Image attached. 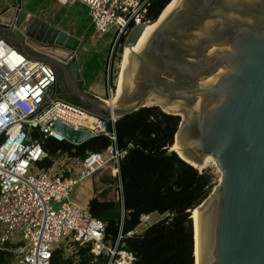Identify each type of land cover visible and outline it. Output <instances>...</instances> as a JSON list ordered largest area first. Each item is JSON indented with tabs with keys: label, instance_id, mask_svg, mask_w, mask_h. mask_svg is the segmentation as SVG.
Wrapping results in <instances>:
<instances>
[{
	"label": "water",
	"instance_id": "1",
	"mask_svg": "<svg viewBox=\"0 0 264 264\" xmlns=\"http://www.w3.org/2000/svg\"><path fill=\"white\" fill-rule=\"evenodd\" d=\"M158 18L127 34L110 101L81 88L75 59L88 50L85 37L29 14L20 0L1 12L0 38L54 70L51 98L26 118L55 98L106 120L145 108L179 117L175 147L195 166L213 158L221 173L196 209V264H264V0H172ZM53 130L73 146L93 139L58 122Z\"/></svg>",
	"mask_w": 264,
	"mask_h": 264
},
{
	"label": "built area",
	"instance_id": "2",
	"mask_svg": "<svg viewBox=\"0 0 264 264\" xmlns=\"http://www.w3.org/2000/svg\"><path fill=\"white\" fill-rule=\"evenodd\" d=\"M52 1L61 6H85L98 34L114 29L106 70L108 62L114 63L120 38H126L137 25L151 23L147 11L152 0ZM53 88L51 66L25 57L0 38V255L15 253L13 264H52L53 254L68 244L89 249L104 264H136V257L124 249V240L141 236L152 225L171 220L173 214L141 215L136 227L125 234L121 229L122 217L119 231L111 240L106 224L71 200L77 185L107 166L113 168L122 199L119 165L126 151L116 145L115 119L91 116L56 98L37 116L27 119V115L42 107L43 100L51 98ZM108 91L112 92V87ZM56 122L86 130L93 138H108L111 145L101 153H88L75 165L59 164L57 160L64 154L58 151L51 156L44 149L48 141L67 143L53 130ZM46 161L51 166L42 168ZM57 165L63 169H56ZM53 203L58 205L56 209ZM8 244L16 246L8 250Z\"/></svg>",
	"mask_w": 264,
	"mask_h": 264
},
{
	"label": "trees",
	"instance_id": "3",
	"mask_svg": "<svg viewBox=\"0 0 264 264\" xmlns=\"http://www.w3.org/2000/svg\"><path fill=\"white\" fill-rule=\"evenodd\" d=\"M170 1L152 0L147 11L151 24ZM124 40L121 37L119 44H123ZM64 100L81 107L74 98ZM179 122V117L165 115L157 108L141 109L118 119L114 125L116 145L126 151L119 165L122 204L99 201L97 198L88 203L90 215L106 224L111 240L119 231L121 209L124 211L123 234L136 227L141 215L173 214L171 220L152 225L141 236L124 240V249L136 257V264H194L190 216L207 198L210 185L204 172L199 173L174 153L168 152L173 146ZM110 145L108 138L99 136L80 146L48 141L44 149L51 156L59 151L83 160L88 153H101ZM50 166V161L41 165L42 168ZM5 254L9 253L0 255V264ZM59 260L56 251L52 264H58ZM78 264L88 263L83 261Z\"/></svg>",
	"mask_w": 264,
	"mask_h": 264
},
{
	"label": "rangeland",
	"instance_id": "4",
	"mask_svg": "<svg viewBox=\"0 0 264 264\" xmlns=\"http://www.w3.org/2000/svg\"><path fill=\"white\" fill-rule=\"evenodd\" d=\"M19 0H0L1 9H4L6 7V4H16V2ZM22 3H26V6L31 11H36L37 9H40L44 11L45 13H50L51 15L55 16L52 20L55 21V19L61 20L60 26L63 28H69L72 27V25L75 23L73 20H71L70 13H78L79 22L77 26L74 27V31H76V34L83 33L85 36L86 44L93 43V50H96V55L99 57L100 55H103L102 58H104L103 61V71L105 72V57L107 56L109 50H111V44L113 42L114 38V29L108 30L106 33L98 34L95 32V29L93 28V25L91 23V18L88 13V9L82 5V7L66 5L61 6L58 5L56 2L52 0H20ZM81 5V4H80ZM73 6V7H72ZM155 22V21H154ZM55 23V22H54ZM148 25V24H147ZM124 43V41H123ZM125 48L124 44H116L115 48V59L114 63L108 62V69L106 70V80L108 78V84L109 87H112V92H109V95H114L117 88V79L119 76L120 71V63L122 60V53L123 49ZM111 96V97H112ZM159 110V109H158ZM160 111V110H159ZM170 149V148H169ZM168 152H170L168 150ZM62 158H58L57 162L59 164L64 165H75L82 159L73 160V157L68 153H62ZM75 158V157H74ZM66 159H69L71 161H68ZM56 169L62 170V168H59V166H55ZM199 172V171H198ZM205 173L207 177H209V194L207 198L212 195L214 190L216 189L221 173L218 170V167L216 164H213L205 169L203 171H200L199 173ZM89 189L87 190L88 187ZM81 189H83L81 191ZM77 190H80L82 192L83 197H89L94 196L97 197L100 200L107 201V202H114L119 204L121 202L119 193H118V180L113 176V168L111 166H107L104 169H101L99 172L94 174L91 178L83 182L82 184L77 185L71 195L70 198L72 201L78 203H82L83 199L82 196H80L79 193H77ZM87 193V194H86ZM119 196V199H118ZM206 198V199H207ZM205 199V200H206ZM204 200V201H205ZM53 208L56 209L58 207L57 204H52ZM197 208V207H196ZM84 209V208H83ZM192 213V212H191ZM192 215V214H191ZM123 216V210H120V217ZM191 217V216H190ZM16 245L14 244H8L5 247L10 250L11 248H14ZM58 254L60 256V260L58 264H78L80 262L86 261L88 264H102L104 261L102 259H96L94 258L90 253L89 249L85 247H79V246H69L68 244H65L64 246L59 248ZM13 250V249H12ZM9 252V251H8ZM15 253L10 252L9 254H5L2 256V264H13ZM103 261V262H102Z\"/></svg>",
	"mask_w": 264,
	"mask_h": 264
},
{
	"label": "crops",
	"instance_id": "5",
	"mask_svg": "<svg viewBox=\"0 0 264 264\" xmlns=\"http://www.w3.org/2000/svg\"><path fill=\"white\" fill-rule=\"evenodd\" d=\"M17 3V2H16ZM22 3V1H21ZM73 6H78V7H82V5H80V3H72ZM16 4H6V7H4V9H1V4H0V13L3 12L4 10H6L7 8L11 7V6H15ZM71 5V4H70ZM72 6V7H73ZM85 7V6H84ZM22 8L24 10H26L29 14L34 15L35 17H38L42 20H45L47 22H49L50 24L64 30L67 31L68 28H63L60 26L61 20L55 19V21H53L52 19L55 18V16L51 15L50 13H45L44 11L37 9L36 11H31L27 8L26 3H22ZM79 13V11H77ZM78 13H73L71 12V20H73L75 23L72 25V30L75 34V36L79 39H83L85 36L83 35V33L80 34H76L77 32L74 31V27L79 25V18H78ZM55 22V23H54ZM12 46H14L13 44H11ZM96 50H93V43H89V48L87 51H81L77 54L76 56V61L79 63L80 67V85L81 88L88 94H91L93 96L102 98V99H107L110 95L108 93V85H107V80H106V64H107V56L105 57V72L103 71L104 65H103V61L104 58L103 55H100L99 57L96 55ZM102 56V57H101ZM54 91V88L52 90V92ZM73 160H77V158L73 157ZM87 185V184H86ZM88 187V185L86 186ZM89 189V187L87 188V190ZM83 189H81L82 191ZM80 190H77V193L80 194V196H82V192ZM87 194V193H86ZM93 198H97L94 196H82L83 202L82 203H78V205L81 208L84 209H88V203L91 199ZM98 199V198H97ZM119 199V196H118ZM99 201H103L98 199ZM120 204H122V201L119 202ZM122 210V209H121ZM123 215H124V211H123ZM123 217V216H122ZM121 217V218H122Z\"/></svg>",
	"mask_w": 264,
	"mask_h": 264
},
{
	"label": "bare ground",
	"instance_id": "6",
	"mask_svg": "<svg viewBox=\"0 0 264 264\" xmlns=\"http://www.w3.org/2000/svg\"><path fill=\"white\" fill-rule=\"evenodd\" d=\"M172 2V0L170 1V3ZM170 3H168V5L162 10V12H161V14H160V16L163 14V12L166 10V8L170 5ZM160 16H159V18H160ZM158 18V19H159ZM157 21H155L154 23H156ZM154 23H152V24H154ZM151 23H149L148 25H145V27H144V30H145V28L146 27H148V26H150V25H152ZM143 30V31H144ZM143 33V32H142ZM139 40V39H138ZM134 47V46H133ZM127 48H130V47H125L124 49H123V53H122V60H121V63H120V71H121V67H122V61H123V54H124V50L125 49H127ZM120 71H119V75H120ZM118 79H119V76H118ZM118 79H117V86H118ZM116 95H117V88H116V92H115V94L110 98V101H114V99H115V97H116ZM148 105H160V107H161V110H163L164 112H167V113H173L171 110H170V108L168 107V106H162L161 104H159V103H152V104H148ZM172 152H175L176 154H179V156L184 160V161H186V162H188L189 164H191L181 153H180V151L175 147V144H173V146L171 147V149H170ZM213 164H216V162H215V160L213 159V158H211V157H206L205 159H204V163L202 164V165H200V166H195V165H192L194 168H195V170H197V171H203V169H205V168H207V167H209V166H211V165H213ZM197 209V208H196ZM196 209L195 210H193L192 211V215H191V220H192V229H193V231H194V233H193V239H194V243H193V246H194V264H196V233H195V214H196Z\"/></svg>",
	"mask_w": 264,
	"mask_h": 264
},
{
	"label": "flooded vegetation",
	"instance_id": "7",
	"mask_svg": "<svg viewBox=\"0 0 264 264\" xmlns=\"http://www.w3.org/2000/svg\"><path fill=\"white\" fill-rule=\"evenodd\" d=\"M57 83V82H56Z\"/></svg>",
	"mask_w": 264,
	"mask_h": 264
}]
</instances>
